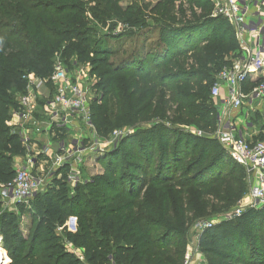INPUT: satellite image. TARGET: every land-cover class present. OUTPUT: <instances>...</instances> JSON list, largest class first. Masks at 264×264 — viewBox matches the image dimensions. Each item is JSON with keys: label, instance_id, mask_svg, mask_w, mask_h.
<instances>
[{"label": "trees", "instance_id": "16d2710c", "mask_svg": "<svg viewBox=\"0 0 264 264\" xmlns=\"http://www.w3.org/2000/svg\"><path fill=\"white\" fill-rule=\"evenodd\" d=\"M89 1L94 5L85 0H0V185L15 177L14 158L27 150L19 130L8 125L21 109L18 95L27 91L24 76L29 70L51 75L56 53H75L101 78L96 87L103 97L90 104L97 131L108 134L116 124L136 128L106 152L102 175L75 186L73 194L64 178H55L37 196L39 218L27 238L15 213L0 215L9 264H152L149 252L157 253L156 264H171V257L182 264L183 250L174 253L169 247L187 235L189 221L174 203L178 195L170 191L194 188L204 197L229 201L249 192L247 181L235 178L237 168L246 177L245 169L204 132L216 130L218 108L209 89L238 49L236 29L221 15L192 12L189 17L182 9L188 3L192 11L208 10L210 0H160L151 10L161 17L151 18L155 28L147 26L150 18L140 5L124 10L119 0ZM112 18L128 26L115 35L122 49L111 47L110 34H96L97 26L110 28ZM153 33L157 38L149 43ZM133 37L131 50L125 51ZM255 84L248 78L244 88ZM160 90L167 98L160 105L173 118L168 125H151L148 107ZM189 125L203 135L184 130ZM255 140L264 141V132ZM70 216L79 220L75 233L63 227ZM57 227L65 231L57 234ZM68 243L82 249L83 258L68 251ZM199 245L210 264H264V207H246L206 228Z\"/></svg>", "mask_w": 264, "mask_h": 264}, {"label": "rangeland", "instance_id": "374dc122", "mask_svg": "<svg viewBox=\"0 0 264 264\" xmlns=\"http://www.w3.org/2000/svg\"><path fill=\"white\" fill-rule=\"evenodd\" d=\"M159 1L160 0H119L117 6H120L124 10L133 5H140L144 7L145 13L150 18L147 19V26L155 28V23L152 22L151 18L158 20L161 19V17L157 13L154 14L153 11L151 12V10L153 6ZM218 1L219 0H210V4H208L211 6L210 9L204 11H201V9H194L192 11V7L189 6L188 3H185L182 9L189 17H191L192 12L196 13V15L194 14L195 16L211 15L216 17L220 15L217 12ZM242 1L245 2L248 8L247 21L250 24L248 27L249 32L247 34L249 35V40H252V44L260 43L264 41V2L263 0ZM85 2H88L89 5H94L93 1L91 2L89 0H85ZM179 4L180 2H177V5ZM104 6L110 7L109 3H105ZM108 22L111 24V27L109 28V26H104L102 28L97 26L96 34L99 37H105L106 34H110L112 38L110 37L108 42H111V47L114 49H122L123 46L121 47V43L117 42L115 35L121 33L122 30L128 26L125 27L121 21H117L115 18L108 20ZM177 22L182 21L177 20ZM156 38L157 33L151 34L149 36V43H153ZM133 42L134 37L127 42V46L124 48V50H131ZM235 54L236 52L234 53V56L233 54L231 55L230 60L235 58ZM59 63L67 68L72 77L76 76L81 79L83 87L87 92L88 106L96 96H99L100 99H102L103 95L101 89L96 87L99 86L98 84L100 83L101 78L93 71V67L90 63H80L77 60L75 53L71 54L70 56H65L61 52L58 54L56 53L53 58L54 66L58 65ZM29 71L30 72H27V74L32 73L37 75L33 70ZM260 75L264 78V69ZM215 83L216 80L214 83H211V89ZM211 89H209V91ZM164 96V91L160 90L158 95L154 97L152 106L150 105L148 107L147 114H150L149 116L152 117L150 122L151 125H153L152 123L155 124L159 123L160 121L167 122L166 124L168 125V120L173 118L172 111L168 110L167 107L160 105V103L167 101V98ZM20 97L21 94L18 95L19 100ZM37 100V109L21 119L20 122H22V125H20L18 122V120L21 118V115H19V113L22 114L21 110L14 113L11 120L8 121V125L14 126L17 130H19V132L22 134V137L24 138V142L29 141L31 136L39 140L37 141V145L35 143H30L29 147L26 146L27 150L24 155L17 156L21 160V164L18 165V162L14 160V168L16 170L20 168H27L31 170L34 176L40 178L42 184L40 188L25 201H16L12 198H5L3 195H1L0 188V215L5 211L15 213L21 234H23V236L26 238L34 232L35 225L39 218V212L35 204V201H37V196H39L40 193H43L46 187L54 182L55 178H64L69 186V193L73 194L75 186L85 185L88 182L90 183L94 178L102 175L105 172V163H103V158L106 155V152L111 148H114L119 143L120 139L126 134L128 135L129 133L136 131L134 126L127 124L121 126L116 124L113 130L108 134L97 131L94 125L87 130L84 127V124L76 121L75 118L71 116L66 117L70 121L69 123L71 125V130L66 125L57 126L56 124H53L54 121L49 111L46 112L45 100ZM218 100L219 99L213 101L215 104H218ZM260 105L263 106L262 100L257 99L255 101V106ZM168 106L170 107V105ZM36 112L37 114H35ZM259 113L260 115L256 116L254 115L255 112H253V117L248 120L250 124H255L254 126H248L247 128L246 124L243 125L245 132L247 130L250 133L251 130L254 131L256 129H260L262 132H264V130L261 129V127L264 125V106L263 108L261 107V111ZM61 114L64 115V113ZM18 124L19 126H17ZM146 124L147 123H145L144 126L145 128H148V124ZM183 128L184 130L193 132L194 134H197L196 131L201 130L197 126L193 125ZM116 131H118L117 137H115L114 134ZM204 132L205 134L209 135L213 134V132L210 130H206ZM25 139L27 140L25 141ZM26 144L24 143V145ZM72 148L74 149L73 151ZM121 159H123V157ZM241 177V181H247L249 185L245 174H241L240 169L237 168V174L235 178H239L236 180H240ZM170 193L172 196L174 194L178 195V197H174V203L176 204L177 208H181L187 212L189 224L187 235L183 238L175 239L169 249L173 250L174 253L178 252L179 249L183 250L184 255L181 262L182 264H210L208 256L199 245V237L206 229L204 227H200L199 223L211 222L214 226L219 222L229 218L238 208L242 207L248 202L249 193L238 195L237 198L235 197V199L230 201L226 199L204 197L200 190L194 188L183 190L175 188L171 190ZM153 195L158 196L160 193L153 192ZM158 199L160 198L158 197ZM159 203H161V201H159ZM162 203L160 204L161 206ZM20 205L24 206L22 210H20ZM128 213L129 211H126L123 214ZM78 221V217L70 216L63 227H66L68 232L75 233L77 232ZM63 227H57V234H61L63 231H65ZM0 237L2 238L1 248L5 251L6 256L9 259L4 264H9L11 262V257L8 255L7 250L4 249L3 235L1 232ZM108 239L110 240L111 238L108 237ZM67 249L68 251L74 252L83 258L82 249L75 248L69 243L67 244ZM149 256H152V264H156L158 258L157 253L149 252L148 257ZM172 259L173 257H171L170 263L177 264V262L173 261ZM112 263H115V260L112 261ZM143 264L150 263L146 260Z\"/></svg>", "mask_w": 264, "mask_h": 264}, {"label": "built area", "instance_id": "2783aa9c", "mask_svg": "<svg viewBox=\"0 0 264 264\" xmlns=\"http://www.w3.org/2000/svg\"><path fill=\"white\" fill-rule=\"evenodd\" d=\"M244 4L242 0L218 1L217 12L228 19L236 29L238 49L231 64L219 72L211 89L212 98L219 99L216 104L217 126L212 137L218 140L230 158L245 169L249 182L248 202L229 218L239 214L246 207H264V141L255 140L254 136L248 137L249 132H245L243 128L244 124L247 128L251 125L248 120L253 117V112L256 115L264 106V78L260 75L264 69V41L252 44V40H249L248 8ZM24 77L27 80V91L19 100L21 118L37 109V99H44L46 112L49 111L52 115L53 124L66 125L71 130L70 121L66 118L71 116L84 124L87 130L93 127L87 92L81 79L72 77L65 66L60 63L54 66L53 72L46 78L32 73ZM248 78L256 84L245 90L244 84ZM257 99L262 100L263 106H255ZM239 111H243V119H237ZM196 133L203 135L201 130ZM114 134L117 137L118 131ZM41 184L40 178L34 176L31 170L20 168L16 170V175L11 181L1 184V195L16 201H25ZM199 226L210 228L213 224L203 222L199 223Z\"/></svg>", "mask_w": 264, "mask_h": 264}, {"label": "crops", "instance_id": "0c3cea01", "mask_svg": "<svg viewBox=\"0 0 264 264\" xmlns=\"http://www.w3.org/2000/svg\"><path fill=\"white\" fill-rule=\"evenodd\" d=\"M242 112H243V111H239V112H238V116H239V117H238L237 119H243V118H244V117L242 116V115H243ZM35 114H37V112H36ZM254 115H255V114H254ZM21 119H22V118H20V119L18 120V122L20 123V125H22V122H20ZM254 125H255V124H253V125L251 124V126H249V127H252V126H254ZM17 126H19V124H18ZM260 131H261L260 129H256V130H254V131L251 130L250 133H248V137H251V136L253 137V136H254L253 138L255 139V137L260 133ZM37 141H39L37 138H33V137L31 136L30 140L27 141L28 143H27V142H24V141H23V143H25V144L27 143L25 146H28V147H29L30 143H32V144L35 143V144L37 145V144H38ZM48 150H49V149H48ZM49 151H51V150H49ZM43 153H44V151H43ZM14 160H15L16 162H18V165L21 164V160H20L17 156L14 158ZM16 162H15V163H16ZM67 165H69V164H67Z\"/></svg>", "mask_w": 264, "mask_h": 264}, {"label": "bare ground", "instance_id": "6f19581e", "mask_svg": "<svg viewBox=\"0 0 264 264\" xmlns=\"http://www.w3.org/2000/svg\"><path fill=\"white\" fill-rule=\"evenodd\" d=\"M8 257L6 256L5 251L1 248V244H0V264H4L8 261Z\"/></svg>", "mask_w": 264, "mask_h": 264}, {"label": "water", "instance_id": "95a60500", "mask_svg": "<svg viewBox=\"0 0 264 264\" xmlns=\"http://www.w3.org/2000/svg\"><path fill=\"white\" fill-rule=\"evenodd\" d=\"M73 226H74V224H73Z\"/></svg>", "mask_w": 264, "mask_h": 264}]
</instances>
